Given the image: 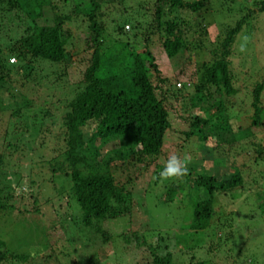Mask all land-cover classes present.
I'll list each match as a JSON object with an SVG mask.
<instances>
[{"label":"rangeland","instance_id":"rangeland-1","mask_svg":"<svg viewBox=\"0 0 264 264\" xmlns=\"http://www.w3.org/2000/svg\"><path fill=\"white\" fill-rule=\"evenodd\" d=\"M118 1L109 0L102 7L106 18L104 21L107 23L111 18L122 19L120 17L127 13L133 21L124 20V25L129 28H123L126 32L123 38L128 36L129 41L133 38L142 41L146 33L155 29L156 22L152 19L154 0L130 1L124 11ZM142 7L146 11H141ZM178 13L173 12L169 18L172 19V16ZM247 13H251V17L234 37L228 56L230 82L236 91L229 98H225L231 103L227 111L228 125L221 129L215 142L213 136L204 142L195 134L186 136L194 116L212 113V110H205L215 102L213 86L207 87L212 93L211 97H205L194 106L190 103L195 94L194 87L204 80V66L211 64L210 51L215 43L221 40L224 27L233 26ZM182 16L190 21L198 19L205 31L200 30L201 34L199 29L195 28L196 31L192 32L194 29L190 26L185 33L187 49L183 55L172 59L166 58L156 37H152L153 45L149 49L157 73L151 76V82L156 87L157 99L167 111L169 127L165 131L161 151L156 157H149L142 163H131L124 159L122 167L112 169L116 182L124 184L130 193L131 209L129 218L125 216L108 219L106 224L104 223L103 227L112 233L107 242H102L99 235L84 227L79 221L78 213L74 216L78 207L69 197L67 190L70 183L62 171L54 174L47 168L49 165L58 167L61 164V169H67L62 156L55 153L54 136L60 132L64 106L72 98L89 65L91 50L82 49L87 22L77 19L64 25L71 35L66 46L70 61L66 66L60 67L46 63L38 64L41 71L33 78L41 87L35 85L36 88H21L16 81L10 83L14 98L4 89H0V98L4 99V104L20 103L22 97H19V93L34 100L31 108L21 109L20 117L8 116L9 111L6 109L0 112V151L4 152L5 156L12 152L19 155V152L10 148L3 151L6 141L18 146H38L39 135L29 126L28 116L34 114L37 117L33 120L35 126L43 120L47 125L43 147L32 153L36 155L32 163H40L30 165L26 159L18 162L16 160L17 166L20 167L19 172L16 170L18 173L13 175L9 170L4 176L8 180L7 186L14 190L13 200L9 201H12L14 210L9 211V214L0 220V237L9 251L30 257L24 264H152L153 256L150 250L156 245H166L167 249H156L155 253L164 254L167 251L171 254L174 264H187L190 254L184 251L181 239L174 240L173 237L186 231L191 217L189 197L196 193L199 199L205 198L204 193L190 182L200 173L211 174L218 180L238 173L241 176V185L233 192L215 197L212 203V224L205 231V236H210L213 232L216 235L193 251L194 260H205L206 264H264V212L261 211L264 203V112L261 115L262 124L258 127H252L249 120L252 86L258 81H262L264 85V13L257 11V6L253 5L252 0H209L207 7L198 13L192 15L185 11ZM27 20L21 9L7 12L5 4L0 3V46L4 47L22 35ZM163 20L165 21L164 18ZM134 21H138L141 28L134 29ZM146 24H149L148 28ZM111 28L107 27L104 40L106 46L113 38L122 37L121 34L115 36V33L110 31ZM132 34L136 36L132 37ZM245 36L248 37L246 50L241 52L239 48L245 43ZM7 62L15 63L12 62V56L7 58ZM57 75L60 76L58 80L55 79ZM159 79H164L165 82L159 83ZM205 92L203 89L202 93ZM261 104L264 110V87ZM43 109L51 111L50 119L42 118ZM22 120H26L24 124L27 128L18 133L13 132V124ZM6 128L10 131L5 140L2 133ZM83 130L88 131L84 133V137H88L91 131L89 125L84 126ZM115 148H119L116 140L102 145L99 148V157ZM172 153L191 158L187 165L191 174L161 181L158 174L168 155ZM24 154L28 156L30 152L26 151ZM29 165L31 171L30 176H27L26 169ZM172 183L181 185L182 190L171 202L164 201L165 191ZM189 190L190 196L187 194ZM29 192L32 196L27 197ZM32 204L37 207V211L32 210ZM52 224L56 225L53 231ZM61 224L64 230L60 228ZM135 231H140V235H143L141 241L144 244L135 246L131 239L129 243L124 241L126 235L121 234L129 236ZM225 235L229 241H213L216 237L224 238ZM52 243L56 244L58 254L61 250L66 254L54 255L48 248Z\"/></svg>","mask_w":264,"mask_h":264},{"label":"trees","instance_id":"trees-1","mask_svg":"<svg viewBox=\"0 0 264 264\" xmlns=\"http://www.w3.org/2000/svg\"><path fill=\"white\" fill-rule=\"evenodd\" d=\"M108 1L0 0L1 4H5V11L21 9L28 19L22 35L4 47L0 46V89H4L11 98H14V94L13 88L9 85L15 81L21 88L41 87L34 82L33 78L36 77V73L41 71L38 64L66 66L70 61V54L66 46L71 35L64 25L77 19L87 22L82 49L83 51L91 50L89 65L85 69L79 85L76 86L72 98L64 106L60 132L54 136L56 137L55 153L62 156L67 169H61V164L58 167L49 165L47 168L54 174H59L62 171L63 176L68 179L70 183V188L67 190L69 197L75 201L78 207L74 211L76 212L74 216L78 213L81 224L99 235L102 242L111 239L112 233L103 227L108 219L130 217V193L124 184L116 182L115 172L112 169L122 167L124 159H128L131 163H142L149 157H156L161 151L163 137L169 127L167 111L162 102L157 99L156 87L151 82V76L157 73L154 58L149 49L153 45L152 37H156L166 58L172 59L183 55L187 49L185 33L189 27L194 29L192 32L196 31L195 28H198L199 32L200 30L203 32L205 29L200 26L198 19L194 18L193 21H190L182 16V12L188 11L194 15L207 7L209 3V0H154L152 19L156 22L155 29L150 28L151 31L146 33L142 41H136L134 38L129 41L128 36L123 38L126 33L123 28H129L128 25H124V20L130 22L133 21V18L127 13L120 17L118 13V17L122 19L111 18L106 23L102 7ZM130 1L133 0L118 1L119 5L123 6L122 11L127 9ZM252 1L253 5L257 6V11L264 13V0ZM141 11H146V9L142 7ZM176 11L179 12L178 15L175 14L170 19L169 16ZM250 17L251 13H247L241 16L233 26L226 25L221 33V40L215 43L210 51L211 64L204 66V80L194 87L195 94L191 97L190 103L194 106L205 97H211L212 93L207 90V87L213 86L215 102L205 110V112L212 110V113L206 116H194L190 121V131L186 136L195 134L203 142L213 136L215 142L221 129L228 125L227 111L231 103L225 98H229L236 92L230 82L231 75L227 68L228 56L234 37ZM133 25L134 29L140 27L138 21H134ZM108 26L112 27L110 31L115 33V36L121 34L122 37L113 38L106 46L104 40ZM148 26L149 24L146 27L148 28ZM135 36L136 34H132V37ZM9 56H12V62L15 63L7 62ZM13 76L16 77L13 78ZM56 77L55 79L58 80L60 76ZM163 82H165L164 79H159V83ZM178 85L180 86L179 83ZM128 87L129 89H127ZM263 87L262 81H258L253 84L250 91L251 114L249 120L252 127L262 124L261 115L264 110L261 104V95ZM203 89L206 90L205 93H202ZM19 97H22V101L15 102L13 105L4 104V99L0 98V112L6 109L9 111L8 116L20 117L21 109L30 107L34 100L27 99L22 93H19ZM41 107H43L42 104ZM41 116L43 119H50L51 111L43 109ZM27 118H30L29 126L34 128L36 135H39V144L34 148L31 145L18 146L6 141L3 151H8L10 148L14 152H19V155L12 152L5 156L4 152L0 151V220L6 217L9 211L14 210L12 201L9 202L10 199L13 200L14 190L7 186L8 180L4 178L5 173L11 170L13 175L17 174L20 169L17 166L18 160L26 159L30 165L40 163V161L32 163L36 156L32 153L43 147L42 142L46 136L47 125L43 120L35 126L33 120L37 117L34 114ZM25 121L22 120L11 125L13 132L18 133L25 130L27 128L24 124ZM87 125L91 131L85 138L84 133L88 131H84L83 127ZM9 131L6 128L2 133L5 140ZM115 140L118 142L119 148L112 149L99 157V148ZM26 151H29L30 155H25ZM10 159L11 161H9ZM16 160L17 162H15ZM30 165L26 169L27 176H30ZM14 167L15 169H13ZM187 174H191L190 169ZM190 182L204 193L205 198L199 199L196 193L193 197H189L191 217L186 231L174 236L173 239H181L184 251L190 254V261L187 264H206L205 260H194L192 253L213 235H216L213 232L210 236H205V231L212 224L211 219L214 213L212 203H214L215 197L233 192L240 187L241 176L234 173L218 180L211 174L200 173ZM180 190H182L181 185L170 184L165 191L164 201L171 202ZM187 194L191 195L190 190ZM29 196H32L31 192L27 194V197ZM34 198L32 197V199ZM31 207L32 210L37 211L36 206L32 204ZM261 211L264 212V203ZM51 226V230H55L56 225L52 224ZM60 228L64 230L63 224ZM140 234V231H135L131 232L129 236L121 235H126V238L123 237L126 243H129L131 239L135 242V246H139V244H144L141 241L143 235ZM223 237H216L213 241L218 243L229 241L227 235ZM57 240L59 241L60 238ZM48 248L53 251L54 255L58 254L55 243L49 245ZM156 249L166 250L167 246L156 245L151 248L152 264H174L169 252L157 254L154 252ZM59 253L58 255L66 254L64 250ZM29 258L28 255L9 251L0 237V264H24Z\"/></svg>","mask_w":264,"mask_h":264},{"label":"clouds","instance_id":"clouds-1","mask_svg":"<svg viewBox=\"0 0 264 264\" xmlns=\"http://www.w3.org/2000/svg\"><path fill=\"white\" fill-rule=\"evenodd\" d=\"M245 43L240 45L239 50L244 52L246 50V42L248 37H243ZM191 162V158L187 155L181 157L175 153L169 154L164 162L162 170L158 174V179L161 181L180 178L187 174V165Z\"/></svg>","mask_w":264,"mask_h":264},{"label":"built area","instance_id":"built-area-1","mask_svg":"<svg viewBox=\"0 0 264 264\" xmlns=\"http://www.w3.org/2000/svg\"><path fill=\"white\" fill-rule=\"evenodd\" d=\"M178 85V84H177Z\"/></svg>","mask_w":264,"mask_h":264}]
</instances>
